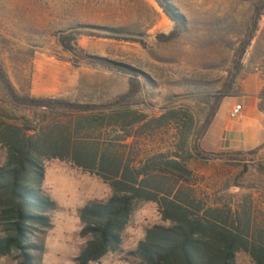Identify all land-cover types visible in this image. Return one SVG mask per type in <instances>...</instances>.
Wrapping results in <instances>:
<instances>
[{
    "label": "rangeland",
    "instance_id": "374dc122",
    "mask_svg": "<svg viewBox=\"0 0 264 264\" xmlns=\"http://www.w3.org/2000/svg\"><path fill=\"white\" fill-rule=\"evenodd\" d=\"M161 2L176 22L153 0H0V66L15 92L91 107L69 116L51 104L23 106L6 99L0 86V119L29 135L86 120L98 129L103 121L109 140L128 137L121 143L126 152L176 153L200 191L264 223V143L254 154H236L212 153L204 142L225 98L241 92L240 81L264 76V0ZM72 30L99 37L78 36L71 55L57 37ZM172 32L175 39L161 42ZM112 114L123 117L122 128L105 127ZM5 162L0 146V167ZM42 166L41 191L55 210L50 230L33 239L42 251L31 253L32 264H75L84 245L78 211L105 202L109 186L66 161L43 160ZM156 225H163L157 206L140 204L120 250L92 264H137L132 253ZM234 259L253 264L242 252ZM17 263L15 254L0 259Z\"/></svg>",
    "mask_w": 264,
    "mask_h": 264
},
{
    "label": "trees",
    "instance_id": "16d2710c",
    "mask_svg": "<svg viewBox=\"0 0 264 264\" xmlns=\"http://www.w3.org/2000/svg\"><path fill=\"white\" fill-rule=\"evenodd\" d=\"M153 1L176 22L161 0ZM262 7L255 8L253 26ZM80 35L99 37L72 30L58 35L57 42L63 51L74 55ZM176 36L172 32L160 37L161 42ZM0 86L6 99L15 104L43 109L51 104L69 116L91 109L63 100L19 96L1 66ZM122 118L110 115L105 127L122 128ZM102 122L98 129L86 120L62 123L58 128L29 135L0 119V146L6 151V162L0 167V259L15 254L17 264H32L31 253L42 251L33 239L50 230L49 213L55 210V204L41 191L42 161L57 159L96 176L111 192L105 202L95 201L78 211L79 236L84 245L75 264L97 263L118 252L122 234L142 203L157 206L163 225L145 231L132 253L137 264H235V255L240 252L247 254L253 264H264V223L254 222L249 210L220 204L200 191L193 173L176 153L126 152V145L121 143L128 137L109 140L101 131Z\"/></svg>",
    "mask_w": 264,
    "mask_h": 264
},
{
    "label": "crops",
    "instance_id": "0c3cea01",
    "mask_svg": "<svg viewBox=\"0 0 264 264\" xmlns=\"http://www.w3.org/2000/svg\"><path fill=\"white\" fill-rule=\"evenodd\" d=\"M241 92L225 98L216 114L205 145L212 153L251 152L264 143V113L260 108L264 92V76L250 75L240 81ZM240 106V114L231 119L229 113Z\"/></svg>",
    "mask_w": 264,
    "mask_h": 264
},
{
    "label": "built area",
    "instance_id": "2783aa9c",
    "mask_svg": "<svg viewBox=\"0 0 264 264\" xmlns=\"http://www.w3.org/2000/svg\"><path fill=\"white\" fill-rule=\"evenodd\" d=\"M240 111H241V107L240 106H235L231 109L230 113H229V117L231 119H234L236 118L239 114H240Z\"/></svg>",
    "mask_w": 264,
    "mask_h": 264
}]
</instances>
